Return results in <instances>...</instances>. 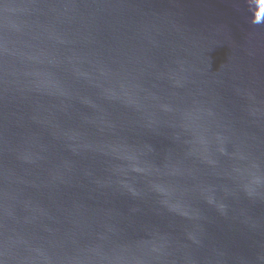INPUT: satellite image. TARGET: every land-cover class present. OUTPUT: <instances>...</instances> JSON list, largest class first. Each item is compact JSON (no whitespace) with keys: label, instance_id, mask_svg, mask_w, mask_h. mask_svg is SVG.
I'll return each instance as SVG.
<instances>
[{"label":"water","instance_id":"water-1","mask_svg":"<svg viewBox=\"0 0 264 264\" xmlns=\"http://www.w3.org/2000/svg\"><path fill=\"white\" fill-rule=\"evenodd\" d=\"M0 264H264V0H0Z\"/></svg>","mask_w":264,"mask_h":264}]
</instances>
